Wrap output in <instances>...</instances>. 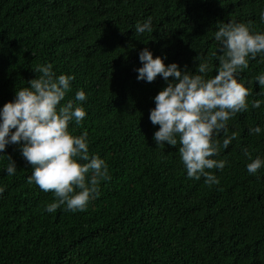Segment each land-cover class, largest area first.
I'll return each instance as SVG.
<instances>
[{
  "label": "trees",
  "instance_id": "1",
  "mask_svg": "<svg viewBox=\"0 0 264 264\" xmlns=\"http://www.w3.org/2000/svg\"><path fill=\"white\" fill-rule=\"evenodd\" d=\"M262 12L264 0H0V110L41 75L38 65L74 76L66 100L87 115L69 130L87 131L90 158L104 159L110 176L86 211L49 213L53 193L28 183L32 167L20 145H8L0 153V264H264V250L251 261L244 255L254 232L264 245V167L250 175L244 153L264 160V89L255 79L264 56L240 73L252 95L248 110L228 122L237 139L224 149L217 137L213 158L227 164L210 170L219 179L212 185L187 177L179 144L156 146L159 126L149 116L167 82L138 81L136 71L147 48L193 73L199 57L214 77L218 26L251 22L264 33ZM149 17L153 31L137 34ZM80 90L83 102L75 101ZM255 127L259 134L250 133ZM7 156L17 166L11 176Z\"/></svg>",
  "mask_w": 264,
  "mask_h": 264
},
{
  "label": "clouds",
  "instance_id": "2",
  "mask_svg": "<svg viewBox=\"0 0 264 264\" xmlns=\"http://www.w3.org/2000/svg\"><path fill=\"white\" fill-rule=\"evenodd\" d=\"M260 18L264 21V12ZM152 31L150 17L136 24L137 34ZM214 37L220 43L219 55L214 53L218 61L214 77L208 76L212 68L199 57L195 58L198 66L193 73L186 65L184 69L177 63L165 65L163 58H154L147 48L139 54L143 66L136 69L138 81L152 83L161 77L167 82L154 97L155 108L149 116L151 123L159 126L153 136L156 146L179 144L178 152L187 177L195 180L204 177L208 185L219 184L210 170H223L227 164L226 160L213 158L219 155L221 148L217 137L223 134L222 147L227 149L238 136L235 132L229 135V120L249 107L248 97L252 91L240 82V73L249 67V59L264 56V33H254L251 22L222 23ZM34 72L41 75L27 81L29 86L16 91L15 100L4 104L0 110V153H4L8 145H20L22 157L33 169L28 183L34 182L40 190L54 195V202L46 205L47 212L53 213L62 206L72 212L86 211L88 204L99 196L100 182L110 176L104 159L90 158L87 131L76 136L69 130L73 122L81 127L87 115L82 106L66 100L75 77L56 76L52 64L38 65ZM255 79L264 89V73ZM85 100L83 90L76 92L75 101ZM261 103L260 100L251 102L253 108H260ZM249 131L259 134L261 128ZM244 153L251 160L247 164L248 173H259L264 160L253 159L247 149ZM7 158L6 173L11 176L17 166L11 156ZM4 190L0 188V194ZM262 250L264 245L254 232L244 255L251 261L254 260L251 257H259Z\"/></svg>",
  "mask_w": 264,
  "mask_h": 264
}]
</instances>
